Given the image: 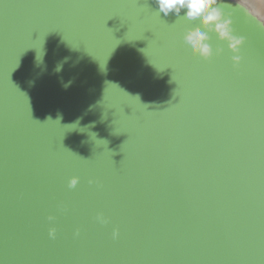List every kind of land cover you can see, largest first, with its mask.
<instances>
[{
	"label": "water",
	"instance_id": "1",
	"mask_svg": "<svg viewBox=\"0 0 264 264\" xmlns=\"http://www.w3.org/2000/svg\"><path fill=\"white\" fill-rule=\"evenodd\" d=\"M220 6L238 66L156 0H0V264H264V0Z\"/></svg>",
	"mask_w": 264,
	"mask_h": 264
},
{
	"label": "clouds",
	"instance_id": "2",
	"mask_svg": "<svg viewBox=\"0 0 264 264\" xmlns=\"http://www.w3.org/2000/svg\"><path fill=\"white\" fill-rule=\"evenodd\" d=\"M222 0H156V11L162 17L175 15L191 21L196 27L190 28L183 34L184 45L193 55L204 60H211L215 56L222 55L223 47H214L212 35L214 34L221 42L227 45L232 52L234 66H238L243 57L240 55L241 49L246 41L243 36H238L234 32L233 20L230 15H226L220 6ZM62 66L57 67L60 71ZM79 183L78 177H73L69 182L70 188H75ZM54 216H49L50 222L54 221ZM96 220L104 225L109 223V218L99 214ZM57 229L51 227L49 236L56 237ZM113 238L119 237V230H113Z\"/></svg>",
	"mask_w": 264,
	"mask_h": 264
}]
</instances>
